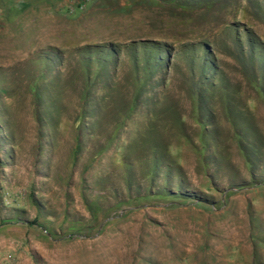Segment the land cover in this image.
Segmentation results:
<instances>
[{
  "label": "rangeland",
  "instance_id": "rangeland-1",
  "mask_svg": "<svg viewBox=\"0 0 264 264\" xmlns=\"http://www.w3.org/2000/svg\"><path fill=\"white\" fill-rule=\"evenodd\" d=\"M0 264H264V0H0Z\"/></svg>",
  "mask_w": 264,
  "mask_h": 264
}]
</instances>
